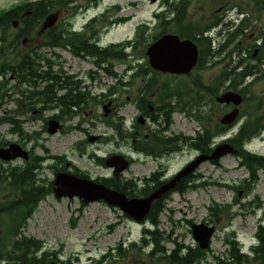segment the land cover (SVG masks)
Segmentation results:
<instances>
[{
  "label": "trees",
  "instance_id": "1",
  "mask_svg": "<svg viewBox=\"0 0 264 264\" xmlns=\"http://www.w3.org/2000/svg\"><path fill=\"white\" fill-rule=\"evenodd\" d=\"M73 1L75 0H36L20 3L12 10L0 12V124H9V132L21 139L26 138L31 141L40 135L38 132L25 131L23 126L25 119L32 121L41 118L46 111L55 112L53 118L62 122L69 118V75L64 71L63 66H59L54 71L53 68L54 65H57V61H52L44 53H40V50L45 47L51 50L56 48L69 50V19L60 21L54 28L47 30L40 41L26 51L23 47L25 46V38H34L49 14L54 11L69 10V4ZM82 1H85L87 5H93L102 0ZM250 1L258 12L264 10V0ZM191 2V0H182L181 2L182 12L180 16L184 19L188 16V8ZM27 9H30V14L22 19L23 23L18 28H15V21L20 22L22 12H26ZM162 15L163 13L160 12L156 16L161 18ZM216 25L207 24L204 18L198 21L183 22L182 36L191 37L199 46V69L205 68V61L212 48V40L204 36L205 29ZM249 26L250 22L246 20H242L237 26H230L234 27L231 32L232 40L240 36ZM197 29L198 31L195 33L194 31ZM163 33L162 31L157 32L147 38L143 32H140L134 41H129L126 45L147 48ZM197 35L199 38L196 37ZM236 44L234 49L239 48L238 43ZM262 46L264 49V43ZM53 54L58 58L60 57L55 51ZM87 54L90 58H95L97 64L103 63L104 70L109 75H117L112 71L115 60L125 62L127 59L124 45L119 52L106 50L100 53L91 48ZM143 56L145 57V53ZM138 65H142V63L139 62ZM238 68L235 67L233 70L234 78L230 88L241 92L245 97V102L252 104V110L245 111L244 123L226 141L238 149L237 156L241 159L240 165L248 171L249 175L238 186H225L234 191L244 189L245 195L248 197L254 192L256 184L260 180L259 171H264V154L246 150L244 143L264 133V95L260 96L252 92L250 90L252 84L249 87H239L244 78L253 73V67L242 68L241 71H237ZM148 74L147 70H141L136 75L138 78L141 76L145 78ZM92 78L94 79L95 76L92 75ZM40 79L44 80L46 84L38 89L37 82ZM154 81L155 77L146 79L142 89L148 91L158 89V98L145 102L143 97H138L136 101L142 112L148 109V105L155 106L158 104L159 108L166 112L167 117L169 112L163 99L164 87H159V82L155 84ZM201 81L198 88L190 81L184 83V98L180 108L181 112L189 117H194V107L196 103H199L201 111L195 118L201 124V129L196 136L181 135V139L188 147L208 154L213 150V146L216 144L215 140L227 133L229 127L214 123V114L205 110V107L214 103V96L219 93L220 84L215 92L213 84L205 83L203 75ZM180 86L176 88L181 89ZM8 101H12L13 108L5 112L3 106ZM97 105L98 103L90 98L89 106ZM34 110H38L39 114L32 115ZM8 144H10L9 140L0 138V148ZM164 146L165 142L162 140L154 148L159 149ZM40 147L43 156L34 154L31 160L25 162L24 165L9 167L7 175H3L4 170H0V191L3 193L7 189L10 190L7 199L0 201V264H76L78 261V258L76 261L65 259L62 252L48 248L44 241L25 233L28 221L40 203L53 193V182L45 183L40 177L45 168L44 164L47 161H56V172L68 171L64 155H51L44 145ZM144 149L151 152L152 148H148L145 144ZM76 175L89 178L88 175L79 171L76 172ZM97 181L125 192L129 196L136 197L148 196L156 187L165 182L155 178V176L142 179L102 177L98 178ZM197 186L195 177L189 176L179 183L176 192L184 194ZM168 198L169 196H166L154 203L147 220L143 224L139 240L130 242L126 246L124 243H120L100 257L92 258L88 264H126L132 256L136 264H197L206 260L209 256L208 251L211 249L202 250L196 243L187 245L177 237H173V232L168 233L162 228L161 216L167 210L166 201ZM248 204L251 205V202ZM236 205H240L238 210H234ZM242 209H247V205L241 204L236 197L233 203H214L209 207V215L212 222L218 221L226 215L232 219L240 214ZM247 210L249 211V209ZM168 243H173V247H168ZM225 244L226 253L213 254L216 264H264V217L258 226L256 242L251 246L250 252L243 251L235 230L227 232Z\"/></svg>",
  "mask_w": 264,
  "mask_h": 264
},
{
  "label": "rangeland",
  "instance_id": "2",
  "mask_svg": "<svg viewBox=\"0 0 264 264\" xmlns=\"http://www.w3.org/2000/svg\"><path fill=\"white\" fill-rule=\"evenodd\" d=\"M114 4H123L125 9L120 13L121 16H134L132 21L127 25L122 26L118 30L112 32L106 40H112L115 43L126 42L128 35L129 38H133L135 24L141 22L155 23V14L163 9V0H159L157 3H152L150 0H107ZM174 1V0H170ZM215 2L222 4L228 0H214ZM234 2H242L243 0H233ZM251 4H253L250 1ZM213 5L212 0H196L194 6L191 7L188 13L202 15L201 18H206L205 15L209 12L216 11L218 8L211 7ZM230 5L228 6L229 9ZM205 8V9H203ZM204 10V11H203ZM249 11H252L251 5L248 7ZM238 8H233L229 12V17L224 19L225 23L234 22L235 14ZM231 13H233L231 15ZM200 18V19H201ZM69 19V11H61V17L59 21ZM212 27L209 38L212 40V48H219L222 41L231 38L227 35L228 26L222 24ZM236 23V22H234ZM223 31L220 35V31ZM246 35L233 39L229 48H234L238 43L239 49L245 48L250 44H258L259 40L256 38L253 40L251 36L253 33L257 35L264 32V10L257 19L256 14H253L250 20V26L245 31ZM148 34V33H147ZM208 34V33H207ZM146 35V34H145ZM149 38V34L146 35ZM41 38L35 37L25 42L23 49L26 51L28 48L34 46L36 42H39ZM249 44V45H250ZM249 45L247 47H249ZM59 54V58L56 57L53 52ZM130 54L134 57H128L125 62L114 63L112 70L118 74H123L127 64L148 65V57L146 48L137 47L134 49H128ZM40 53H44L52 61H57V65H54L53 70L63 66V69L69 75V64L72 60L79 61L78 59L71 58L69 60V50L65 48H56L50 50L43 48ZM112 61V60H111ZM209 63V57L205 61ZM87 65L88 70H94L96 72V80L92 82V92L95 94L106 92L108 87L114 86L117 83V78L110 76L101 68H95L91 61L85 59L81 61ZM113 62V61H112ZM75 63V62H74ZM46 66L45 61L43 63ZM213 68H206V72H202L204 79L208 80L211 74L215 73ZM204 70V69H203ZM264 77V75H263ZM129 78H125L128 80ZM140 79H136L132 85V89L136 90L140 85ZM204 80V81H205ZM250 82V81H249ZM252 92L258 95H264V78L256 84H253L250 88ZM129 94H123L122 101L126 102ZM219 107V106H218ZM222 109V106H220ZM3 111H7L13 108L12 101H8L3 106ZM123 117L134 118L137 115V110L133 104L128 101L122 107ZM210 109H207L209 111ZM252 104L245 102L241 106V112L251 111ZM220 111V110H219ZM87 117L91 122L92 114L100 115L101 110L99 106L88 107ZM198 112V111H197ZM53 111H46L41 118L26 121L23 123L25 131L38 132L40 135L37 139H21L20 137L13 135L9 132L10 125L7 123L0 124V138L9 140L10 143H17L24 149L35 148L34 154L37 156H43V151L40 149L41 145H44L51 155H64L66 157V165L71 170H78L90 176L91 179H98L102 177H109L113 170L105 166L100 165L98 159L102 157H108L114 153L127 154L134 159V162L130 168L125 171V178H150L153 174H156L161 169V163L154 158H146L136 155L130 148L123 147L117 148L112 144L103 143L100 146L88 144L87 148H71V144L77 142L80 138H84L83 134L74 131L69 136L68 123L63 122V128L56 134H49L47 129L48 117L53 115ZM222 116V115H221ZM243 120L234 125L228 130L225 137L235 133L239 126L243 123ZM78 122V118H75L70 124L75 126ZM129 123V121H128ZM201 124L191 118H185L183 113L178 112L173 116L172 130L174 134H180L184 136H195L198 130H200ZM105 131L104 126L100 129L92 130L93 134H102ZM222 138L217 139L219 143ZM7 146V145H6ZM2 146V147H6ZM254 153L264 154V133L253 142L249 147ZM126 155V156H127ZM197 156V151L191 147L185 146L183 152L179 153L175 159L171 160L169 173H172L178 169L184 168L189 162H191ZM128 157V156H127ZM172 158V157H171ZM240 158L236 154H228L222 157L218 163L213 161H207L201 164L196 172V188L191 189L184 194L174 192L166 201L167 210L161 216L162 228L168 233L173 232V237H177L185 244L196 243L193 239L191 232L192 224L197 223H209L216 226V233L211 242V251L209 250V256L206 260L197 264H216L213 254L220 255L226 253L225 237L229 230H235L238 239L240 240L243 250H250L251 246L256 242V234L258 226L264 217V171H259V182L256 184L255 190L248 197L245 195L244 189L234 191L225 185L238 186L245 178L248 177V171L240 165ZM23 159H17L14 161H5L0 159V170L8 169L12 166H22L24 164ZM56 161H47L44 164L40 177L45 183L53 182L56 175ZM164 165V164H163ZM10 194V190L5 192L0 191V201L6 200ZM239 199L241 204H246L247 209L240 210L241 213L232 219L228 215L220 218L218 221L212 222L209 215V207L214 203L229 204L233 203L235 198ZM251 202V205L248 204ZM240 205H236L234 210H238ZM143 223H137L128 218L118 208L109 206L103 201L92 202L89 204H83L78 197L73 199L64 197L57 198L55 194H50L44 201H42L33 214L32 218L28 221V226L25 233L27 235L36 237L44 241L48 248L55 251L62 252L65 259H71L72 261H78L76 264H88L92 258L100 257L106 251L112 247L118 246L120 243L128 245L130 242L139 240L141 237V230ZM168 247L172 248L173 243H168ZM126 264H136L133 256Z\"/></svg>",
  "mask_w": 264,
  "mask_h": 264
},
{
  "label": "flooded vegetation",
  "instance_id": "3",
  "mask_svg": "<svg viewBox=\"0 0 264 264\" xmlns=\"http://www.w3.org/2000/svg\"><path fill=\"white\" fill-rule=\"evenodd\" d=\"M195 1L196 0H192L188 11L194 6ZM181 2L182 0H163L162 17L157 18L154 24H141L139 28H137V24H135L133 37L135 38L137 36L138 31L145 29L149 36H153L155 33L162 31L164 32L163 34H177L181 37V39H192L188 36H182L183 22L198 21L202 15H198L197 13L192 14L189 12L188 16L184 19L180 16L182 12L180 6ZM212 2L213 5L211 4V7H213V9L217 7L218 9L210 13L208 12L205 15L206 18L204 21L210 25H219L223 22L222 24H226L228 26L229 23H225L226 21H224V19L229 17V12L235 7L238 8L236 16L239 17L240 15H243V20H246L247 22H250L253 14H256L257 19H259L261 13L263 12H258L255 6L250 3V0H243L242 2L228 0L222 4H219L214 0H212ZM229 5L230 7L228 9ZM250 5L252 11L248 10ZM14 7L15 5H13V8ZM81 9L85 10V15H83L82 18L78 16V12ZM124 9L125 6L123 4H114L112 1H105L92 11H88V6L77 0L69 4V53L70 58L73 57L79 61L72 60L69 64L68 133L70 136L74 131H76L82 133L84 136V138H80L77 142L72 143L71 148H87L88 144L98 147L103 143L112 144L113 146L116 145L117 148H123L124 146L128 147L138 156L159 160L161 163V169L157 174H155V178L167 181L175 177V175H177V173L183 168L182 167L172 173L168 172L171 160L175 159L176 156L185 149V144L181 139V135L174 134L172 130L173 116L176 113L181 112L180 108L182 107L184 98V83L186 81H190V83H193L195 87L197 85L198 88L202 82V72H206V68H213L212 70H215V73L211 74V77L208 78L207 83L213 84L215 92L217 91V86L220 84V90L219 93H216L214 96V103L205 107V109H210V112L214 114V123L220 124V116L234 108L233 104H220L219 106H222V109H219L217 106V98L222 94L233 90L230 87L233 84L234 68L239 67L237 71H241L242 68L253 67V73L246 76L240 83L239 87H249L250 84L253 85L258 83L264 78V73L262 72L264 71V49L263 46L256 43H248V45L250 44L249 47H247V45L245 48L240 49L229 48L232 44L231 36V38H228L225 43L222 41L219 48H211L208 55L209 63L207 61L204 70L199 69L197 66L188 74H173L169 72L163 73L156 71L153 67L148 65L127 64L124 73L122 75H117V83L114 86L109 87L106 92L95 94L92 92L91 87L92 82L96 79H93L92 75H95L96 72L94 70L86 71L87 65L81 61L88 59L92 62L94 67L102 68L104 64H97L95 62V58H90L87 54L88 50L92 48L93 51H98L100 53L106 50L119 52L123 45L125 47L124 51L126 55L131 57L130 52H126L125 50L127 46L124 42L115 43L112 40H106L112 32L132 21L134 16H130L131 14L121 16L120 13ZM28 14H30V9H27L26 12H22L21 21L19 22L20 25L23 23L22 19ZM211 29L212 26L206 28L204 36L209 37ZM197 31L198 29L194 32L196 33ZM245 31L242 32L240 37L246 35ZM222 32L223 31L221 30L219 34L221 35ZM251 36L253 37V40L256 38L259 40V43L261 42L263 45L264 32H261L258 35L253 33ZM126 37L129 38L128 35H126ZM196 37L199 38L198 35ZM223 45L224 47H222ZM132 49L135 50L136 47H133ZM114 62L119 63L121 61L115 60ZM141 70H147L149 74L145 78L142 76L139 77L140 85L136 90H133L134 88L132 89V85L135 83V80L138 79L136 74ZM121 77L124 79L127 77L129 79L124 81L121 80ZM154 77V83L157 84L159 82L158 86L164 87L163 99L166 103V109L169 112L167 117L166 112L161 110L158 104L155 106L147 104L148 109L142 112V109L136 101L138 97H143L145 102L158 98V89L155 91L142 89V85L145 83V80L152 79ZM45 84V81H38L37 88L39 89ZM179 85H181V89L176 88L177 86L179 87ZM123 94L130 95L127 97L126 102L128 101L130 104H133L134 108L138 112L132 119H130V117L121 116L123 114L121 109L126 104V102L122 101ZM90 98H93L98 103L97 106H99L101 110L100 115H95L94 113L92 114L91 122L89 121V118L87 117L88 114L86 112L89 107ZM196 110H201L199 103H196L195 105L194 111ZM38 114V110H34L32 113V115L35 116ZM54 115L55 112L53 115L48 117V119L53 118ZM75 118H78L80 122L73 127L70 123ZM167 120H169V122H167ZM101 126H104L105 128V131L102 134L92 133V130L100 129ZM162 140L165 142V146L163 148H165L166 154H159L158 149L154 148V146H157L158 142ZM145 144L148 148H152L151 152L144 149ZM29 151L30 154H32V150L29 149ZM168 151H170V153H168ZM200 153V151H197V155H200ZM127 156L131 164L136 162V159L129 155ZM100 162L103 163V160L101 159ZM193 175L196 176V173ZM121 178L122 177H119V179Z\"/></svg>",
  "mask_w": 264,
  "mask_h": 264
},
{
  "label": "water",
  "instance_id": "4",
  "mask_svg": "<svg viewBox=\"0 0 264 264\" xmlns=\"http://www.w3.org/2000/svg\"><path fill=\"white\" fill-rule=\"evenodd\" d=\"M26 0H0V10L10 7L16 2ZM156 3L158 0H150ZM58 13L50 14L44 24L42 31L52 28L57 23ZM17 26V23H15ZM147 55L150 65L157 71L173 74H188L198 63L199 50L191 39L181 40L178 35L166 34L160 37L147 48ZM219 103H233L235 108L225 114L220 122L224 125L233 124L240 115V105L243 103V96L235 91H229L217 98ZM48 133L56 134L62 124L57 119L49 121ZM237 153L236 148L230 143L218 145L211 154H202L183 168L173 179L163 183L152 193L145 197H130L125 192L113 189L93 179L79 177L69 172H58L54 179L53 191L57 198L78 197L84 204L103 201L109 206L119 208L130 219L144 222L153 204L165 195L175 190L177 184L185 177L194 173L206 161H217L228 154ZM0 158L5 161H12L18 158L29 159V152L17 143H11L0 149ZM107 167L114 169V174L119 177L130 165L124 155H113L105 162ZM193 238L203 250L211 245L216 227L206 223H198L192 226Z\"/></svg>",
  "mask_w": 264,
  "mask_h": 264
},
{
  "label": "bare ground",
  "instance_id": "5",
  "mask_svg": "<svg viewBox=\"0 0 264 264\" xmlns=\"http://www.w3.org/2000/svg\"><path fill=\"white\" fill-rule=\"evenodd\" d=\"M233 28H234V27H230V28H228V32H227V35H228V36H230L231 32L234 30ZM224 43H225V42H224ZM219 47H220V46H219ZM222 47H224V45H223ZM261 71H262V70H261ZM263 72H264V71H263ZM38 81H44V80L40 79V80H38ZM171 149H172V148H171ZM158 153H159V154H166V152H165V148H159V149H158ZM168 153H170V151H168ZM23 165H24V164H23ZM18 166H19V165H18ZM19 167H20V166H19ZM7 170H8V169H4V171H3V175H7ZM185 178H186V177H185ZM157 179H159V180H161V181H164V180H162V179H160V178H157ZM162 184H163V183H162ZM162 184H161V185H162ZM159 186H160V185H159ZM159 186H158V187H159ZM158 187H156L155 189H157ZM155 189H154V190H155ZM154 190H153V191H154ZM153 191H152V192H153ZM152 192H151V193H152ZM166 196H168V195H165L164 198H165ZM212 239H213V238H212ZM212 239H211V241H212Z\"/></svg>",
  "mask_w": 264,
  "mask_h": 264
}]
</instances>
